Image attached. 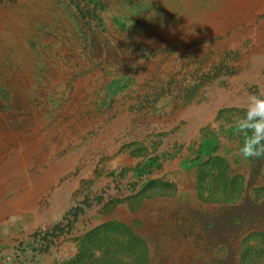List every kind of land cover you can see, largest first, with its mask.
<instances>
[{
  "label": "rangeland",
  "instance_id": "374dc122",
  "mask_svg": "<svg viewBox=\"0 0 264 264\" xmlns=\"http://www.w3.org/2000/svg\"><path fill=\"white\" fill-rule=\"evenodd\" d=\"M252 3L0 0V131L43 144L0 182V264H264L232 128L264 94Z\"/></svg>",
  "mask_w": 264,
  "mask_h": 264
},
{
  "label": "clouds",
  "instance_id": "9594fccd",
  "mask_svg": "<svg viewBox=\"0 0 264 264\" xmlns=\"http://www.w3.org/2000/svg\"><path fill=\"white\" fill-rule=\"evenodd\" d=\"M236 135L243 138L239 155L249 160L264 156V94L250 95L245 114L232 125Z\"/></svg>",
  "mask_w": 264,
  "mask_h": 264
},
{
  "label": "bare ground",
  "instance_id": "6f19581e",
  "mask_svg": "<svg viewBox=\"0 0 264 264\" xmlns=\"http://www.w3.org/2000/svg\"><path fill=\"white\" fill-rule=\"evenodd\" d=\"M249 1H253L256 2L255 4H257L259 7L264 8V0H249ZM231 3V2H229ZM252 3V4H253ZM233 4V3H232ZM240 4V3H239ZM254 4V5H255ZM228 7V6H227ZM232 7V6H231ZM242 7L243 5H236V11H240L242 12ZM226 8V7H225ZM233 8V7H232ZM228 9V8H227ZM231 9V8H230ZM221 10V9H220ZM226 10V9H225ZM224 10V12H225ZM248 10V9H247ZM243 12L240 17L238 18V20L241 22L243 21H248L251 17V13L249 11ZM257 10V9H255ZM259 10V9H258ZM252 11V10H251ZM264 11V10H263ZM231 12V11H230ZM233 12V11H232ZM258 12V11H257ZM261 12V11H260ZM237 14V13H236ZM214 15V14H213ZM220 15V14H219ZM231 15V14H229ZM244 15V16H243ZM228 16V15H227ZM226 16V17H227ZM237 16V15H236ZM214 17V16H213ZM216 18H218L216 16ZM224 18V17H222ZM231 18V17H229ZM233 18V17H232ZM231 18V19H232ZM228 19V18H227ZM220 20V19H219ZM251 21V20H250ZM210 22V21H209ZM231 22V21H230ZM249 23V22H248ZM211 24V23H210ZM213 24V23H212ZM262 32V31H261ZM41 54V53H40ZM15 69V68H14ZM13 69V70H14ZM37 69V68H36ZM18 70V69H17ZM16 70V71H17ZM51 70V69H50ZM24 71V70H23ZM12 72V71H11ZM15 72V71H13ZM5 73V72H4ZM18 73V71H17ZM13 74V73H11ZM26 74V73H25ZM53 76V75H52ZM17 77V76H16ZM25 77V76H24ZM7 79V78H6ZM20 80V79H19ZM9 81V80H8ZM34 81V80H33ZM31 81V82H33ZM15 82V81H13ZM21 82V81H20ZM28 82V79H27ZM23 83V82H22ZM35 83V82H34ZM33 84V83H32ZM12 85V84H11ZM23 85V84H22ZM23 87V86H22ZM25 87V86H24ZM29 87V86H28ZM12 88V87H11ZM16 89V88H15ZM22 90V89H21ZM29 91V90H28ZM17 92V91H16ZM21 94V93H20ZM24 94V93H23ZM28 94V93H27ZM32 94V93H31ZM23 96V95H22ZM25 96V95H24ZM30 97V96H29ZM26 100V99H24ZM1 122V121H0ZM9 124V123H8ZM7 124V125H8ZM27 128V127H26ZM36 128V127H35ZM11 129V128H10ZM8 129L6 126L2 125L1 127V131H0V141L1 142H8L10 140H14L17 139L18 141V146L15 150L16 154H14L11 157H8L7 159H4L3 162L0 164V182L4 181V180H9L10 177L13 176L14 174V168H16L18 165L20 166H24L25 164H27V162L30 161V158L37 152H41V150L43 149V144H42V140L41 138H39L38 136H31L29 138H24L22 137L19 133H17L16 130H10ZM23 135V134H22ZM8 140V141H7ZM9 145V144H8ZM1 146V145H0ZM3 146V145H2ZM11 152V151H10ZM37 157V156H36ZM34 164V163H33ZM16 166V167H15ZM28 167V166H27ZM27 170V169H26ZM46 174V173H45ZM50 174V173H49ZM23 180V179H22ZM44 180V179H43ZM3 187V186H2ZM5 187V186H4ZM13 189V188H12ZM35 189V187H34ZM15 190V189H14ZM4 191V190H3ZM10 191V190H9ZM27 191V190H26ZM43 192V191H42ZM1 194H3L1 192ZM22 199V198H21ZM13 206V205H12ZM19 206V205H17ZM15 209V208H14Z\"/></svg>",
  "mask_w": 264,
  "mask_h": 264
}]
</instances>
